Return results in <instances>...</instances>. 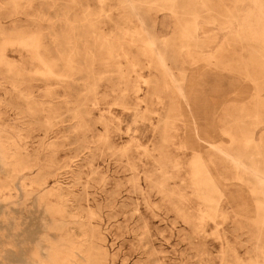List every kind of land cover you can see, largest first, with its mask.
Wrapping results in <instances>:
<instances>
[{
    "label": "rangeland",
    "instance_id": "374dc122",
    "mask_svg": "<svg viewBox=\"0 0 264 264\" xmlns=\"http://www.w3.org/2000/svg\"><path fill=\"white\" fill-rule=\"evenodd\" d=\"M0 264H264V0H0Z\"/></svg>",
    "mask_w": 264,
    "mask_h": 264
}]
</instances>
